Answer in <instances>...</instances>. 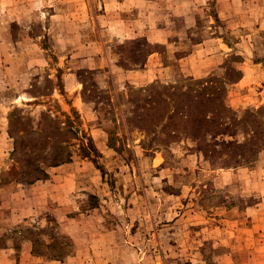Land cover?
Here are the masks:
<instances>
[{
    "label": "rangeland",
    "instance_id": "374dc122",
    "mask_svg": "<svg viewBox=\"0 0 264 264\" xmlns=\"http://www.w3.org/2000/svg\"><path fill=\"white\" fill-rule=\"evenodd\" d=\"M189 80L264 119V0H0V264H264V142L227 167L139 130L131 89Z\"/></svg>",
    "mask_w": 264,
    "mask_h": 264
},
{
    "label": "trees",
    "instance_id": "16d2710c",
    "mask_svg": "<svg viewBox=\"0 0 264 264\" xmlns=\"http://www.w3.org/2000/svg\"><path fill=\"white\" fill-rule=\"evenodd\" d=\"M131 92L141 94L143 99L142 106L133 114L146 122L148 127L139 128L145 136L155 134L165 146L190 140L204 156L224 159L227 167L250 165L258 159L264 142V119L257 117L256 110L246 111L239 117L226 105L221 88L214 82L189 80L184 86L155 83L140 89V93L132 89ZM45 116L49 118V114ZM71 123L68 118L65 126L59 123L55 143L47 145L62 155L57 152L58 160L51 166L67 163L72 158L70 144L62 138L65 132L77 136L78 130ZM9 125L14 127L13 119ZM126 128L130 129L128 125ZM87 140L91 142L90 138Z\"/></svg>",
    "mask_w": 264,
    "mask_h": 264
},
{
    "label": "crops",
    "instance_id": "0c3cea01",
    "mask_svg": "<svg viewBox=\"0 0 264 264\" xmlns=\"http://www.w3.org/2000/svg\"><path fill=\"white\" fill-rule=\"evenodd\" d=\"M83 63H92L93 62V59H92V57H87L86 58V60L85 59H83V61H82ZM90 66V68L92 69V66L91 65H89ZM102 65H100V67H101ZM106 66H108V63L106 64ZM88 67V66H87ZM109 67V66H108Z\"/></svg>",
    "mask_w": 264,
    "mask_h": 264
}]
</instances>
